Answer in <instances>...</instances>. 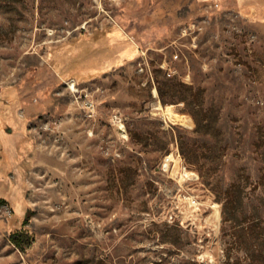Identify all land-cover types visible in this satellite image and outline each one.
Masks as SVG:
<instances>
[{
  "label": "rangeland",
  "instance_id": "374dc122",
  "mask_svg": "<svg viewBox=\"0 0 264 264\" xmlns=\"http://www.w3.org/2000/svg\"><path fill=\"white\" fill-rule=\"evenodd\" d=\"M211 3L0 0V264H264V0Z\"/></svg>",
  "mask_w": 264,
  "mask_h": 264
},
{
  "label": "built area",
  "instance_id": "2783aa9c",
  "mask_svg": "<svg viewBox=\"0 0 264 264\" xmlns=\"http://www.w3.org/2000/svg\"><path fill=\"white\" fill-rule=\"evenodd\" d=\"M216 5L218 4L217 2H214ZM213 3V4H214ZM67 84L69 85V87L72 89L73 88V86H76V81L75 80H71V81H69V82H67ZM176 158H180V162H179V164H180V168L184 171V173H185V175L187 176V178L189 179V180H191V179H193V177L192 176H189L188 175V173L187 172H190L189 170H188V167H187V165L186 164H184V162L182 161V157H181V155L180 154H177V157H175V154L172 152L171 154H169L166 158H165V161H164V163H163V166H164V170H168L169 169V167H170V165L172 164V163H176ZM191 202H192V204H197L198 203V200L196 199V198H192L191 199Z\"/></svg>",
  "mask_w": 264,
  "mask_h": 264
},
{
  "label": "bare ground",
  "instance_id": "6f19581e",
  "mask_svg": "<svg viewBox=\"0 0 264 264\" xmlns=\"http://www.w3.org/2000/svg\"><path fill=\"white\" fill-rule=\"evenodd\" d=\"M167 113H168L169 118L172 119V120L180 121V122H182V124H183V122L184 123H188L189 122L188 117H186L184 114L176 113L172 109H168Z\"/></svg>",
  "mask_w": 264,
  "mask_h": 264
},
{
  "label": "crops",
  "instance_id": "0c3cea01",
  "mask_svg": "<svg viewBox=\"0 0 264 264\" xmlns=\"http://www.w3.org/2000/svg\"><path fill=\"white\" fill-rule=\"evenodd\" d=\"M198 2L200 3H210L212 4L211 2H223V3H227V2H231V1H235V0H197Z\"/></svg>",
  "mask_w": 264,
  "mask_h": 264
},
{
  "label": "trees",
  "instance_id": "16d2710c",
  "mask_svg": "<svg viewBox=\"0 0 264 264\" xmlns=\"http://www.w3.org/2000/svg\"><path fill=\"white\" fill-rule=\"evenodd\" d=\"M14 236H17V237H21L22 236V232L21 231H17V233L14 235ZM18 241V240H17Z\"/></svg>",
  "mask_w": 264,
  "mask_h": 264
}]
</instances>
